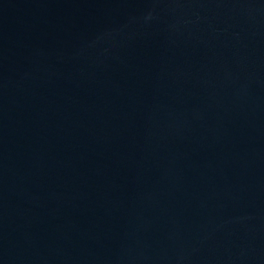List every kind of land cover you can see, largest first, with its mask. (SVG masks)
Returning a JSON list of instances; mask_svg holds the SVG:
<instances>
[{"label":"water","instance_id":"1","mask_svg":"<svg viewBox=\"0 0 264 264\" xmlns=\"http://www.w3.org/2000/svg\"><path fill=\"white\" fill-rule=\"evenodd\" d=\"M0 264H264V0H0Z\"/></svg>","mask_w":264,"mask_h":264}]
</instances>
